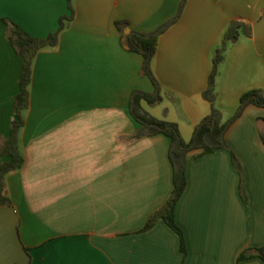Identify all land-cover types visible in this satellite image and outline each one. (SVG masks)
<instances>
[{
	"label": "crops",
	"instance_id": "crops-1",
	"mask_svg": "<svg viewBox=\"0 0 264 264\" xmlns=\"http://www.w3.org/2000/svg\"><path fill=\"white\" fill-rule=\"evenodd\" d=\"M181 2L0 0L1 139L9 133L23 63L6 23L45 38L65 18L56 44L33 59L18 137L24 163L5 176L30 264H264L256 256L238 260L245 250L264 248L263 107L244 109L226 133L227 148L187 154L186 185L174 210L185 251L161 218L141 230L171 194L172 167L167 137L134 138L140 126L128 110L131 92L154 87L125 36L154 31ZM263 9L264 0H184L151 60L161 100L143 107L176 123L189 141L210 112L202 93L225 31L233 21L252 25ZM250 89L264 92V35H241L226 47L215 84L224 119Z\"/></svg>",
	"mask_w": 264,
	"mask_h": 264
},
{
	"label": "trees",
	"instance_id": "trees-1",
	"mask_svg": "<svg viewBox=\"0 0 264 264\" xmlns=\"http://www.w3.org/2000/svg\"><path fill=\"white\" fill-rule=\"evenodd\" d=\"M183 4L184 0H182L176 15L154 31L147 33L131 31L125 36L127 49L142 56L141 72L148 77L154 87L152 93L140 90L131 92L128 110L131 117L140 126L134 134V138L157 134L167 137L169 139L168 159L172 167L171 194L164 205L147 220L141 230L149 229L157 219L161 218L179 235L180 250L182 252L185 251L184 239L181 229L174 220V210L186 185L185 165L187 154L191 151H198L196 155H202L213 152L216 149L227 148L226 133L230 126L240 117L244 109L250 105L264 108V92L261 89H250L244 92L239 98L236 109L227 119L223 118L220 108L216 105V77L219 65L224 58L226 47L236 41L241 35L249 37L252 35L251 25L240 21H233L230 24L223 35L221 45L215 51L207 87L202 93L203 98L210 103V112L194 128L189 141H185L182 138L176 123L156 118L143 107V102L152 105L161 100L159 85L151 70V60L156 50L159 34L179 18ZM69 8L71 10V7ZM71 17L72 13L66 19L69 21ZM64 19V17L60 18L57 30L45 38L31 37L17 25L6 23L7 39L14 51L22 58L23 63L18 79L19 92L13 98V119L9 133L5 138H0V160L3 157H8L7 161L0 163V206L12 205L6 193L5 176L9 172L20 169L24 163V159L18 149V137L24 123L22 112L27 108L29 102L28 85L31 79L33 59L36 52L41 48L56 44L57 34L64 27ZM116 25L119 27L122 23L118 21ZM260 139L264 145V126L260 130ZM232 162L240 171V167L233 155ZM24 249L27 251L25 247ZM254 256L264 261V248H255L253 251L245 250L239 254L238 260ZM28 264H30V261Z\"/></svg>",
	"mask_w": 264,
	"mask_h": 264
},
{
	"label": "water",
	"instance_id": "water-1",
	"mask_svg": "<svg viewBox=\"0 0 264 264\" xmlns=\"http://www.w3.org/2000/svg\"><path fill=\"white\" fill-rule=\"evenodd\" d=\"M252 36L264 35V9L251 25ZM19 217L13 205L0 206V264H28L30 255L18 234Z\"/></svg>",
	"mask_w": 264,
	"mask_h": 264
}]
</instances>
